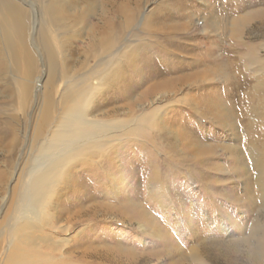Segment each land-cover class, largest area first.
Returning a JSON list of instances; mask_svg holds the SVG:
<instances>
[{
    "label": "rangeland",
    "instance_id": "374dc122",
    "mask_svg": "<svg viewBox=\"0 0 264 264\" xmlns=\"http://www.w3.org/2000/svg\"><path fill=\"white\" fill-rule=\"evenodd\" d=\"M17 1L28 8L33 21L30 33L35 36L34 23L38 25L42 10L40 0ZM68 2L84 7L82 0ZM141 6V11L147 14L154 9L157 14L163 13V25L177 22L176 37L165 43L163 64L156 59L158 50L145 43L137 62L148 76L145 81L129 83L133 77L131 68L124 66L120 81L98 85L87 106L88 117L108 122L127 120L130 103L147 87L163 80V97H151L133 106L134 116L145 108L154 109L153 115H156L150 119L151 115L149 122L159 125L149 129L147 136L138 130L129 135L124 133L119 139L114 136L106 150L69 168L62 181L72 183L68 188L72 191L66 190L57 196L51 210L53 227L42 229L38 234L40 239L33 242L37 255L42 258L40 264H249L247 255L233 252L224 245L203 249L205 257L200 263L188 259L180 261V255L176 254L181 249L183 254L189 252L192 243L195 244L190 229L228 240L241 236L236 224L246 215L250 216V223L255 218L264 228V215L249 208L241 178L230 171L236 163L227 147L235 143L234 130L224 121V114L230 112L234 126L239 131L245 127L242 126L246 121L245 110L238 107L246 100L244 92L251 91L252 87L232 86L230 81L241 79L243 83L236 73V65L247 67L246 75L256 73V68L241 60L239 49L227 38L225 28L214 30L208 25L207 31L202 32L198 26L205 18L232 21L246 12L260 11L264 9V0H143ZM217 12L221 14L215 17ZM263 19L247 21L241 30L243 43L257 47L260 55H264ZM140 28L139 17L132 29L125 32L124 40L132 39L135 43L137 36L132 35L139 34ZM83 37L70 33L59 36L51 30L54 47L60 50L59 46L64 44L65 67L75 70L76 74L87 73L100 58L99 55L84 58L87 40ZM214 57L224 60L227 71L220 70L221 66L217 69L216 63L206 65ZM38 61L40 63V56ZM184 76L189 81L180 87L177 79ZM4 107L6 113L15 112L19 117L17 121L24 119L18 107L11 105L7 109V103ZM155 107H158L157 113ZM28 111L35 113V109ZM6 113L2 115L4 118ZM33 117L28 121L30 124ZM30 128L32 126L22 130L17 145L0 144V264L5 260L7 244L11 243L5 221L12 215L17 197H13L12 192L18 185L17 173L36 163L31 159L34 148L29 145ZM243 135L240 132L239 137ZM238 145L239 150L244 149L243 144ZM194 157L198 160L192 159ZM101 170L107 176L100 175ZM196 173L201 181L196 180ZM150 180L157 181L158 190H163L162 199ZM203 181L210 182L206 190L200 186ZM80 204L104 205L109 209L104 214L87 216L83 223L76 222V217L68 221L64 216L76 212ZM216 227L217 230L212 231Z\"/></svg>",
    "mask_w": 264,
    "mask_h": 264
},
{
    "label": "bare ground",
    "instance_id": "6f19581e",
    "mask_svg": "<svg viewBox=\"0 0 264 264\" xmlns=\"http://www.w3.org/2000/svg\"><path fill=\"white\" fill-rule=\"evenodd\" d=\"M44 1L40 0L41 17L38 25L34 23L33 30L36 35L32 36L30 29L33 21L30 19L28 8L26 9L23 3L17 0H0V144L17 145L20 140L19 134L24 132L22 130L32 126V129L30 128L32 134L28 140L29 145L34 148L31 159L33 162L36 161L35 164H29L24 171H19L16 176L18 185L12 192L13 197L14 195L17 197L13 203L12 215L5 221V226L8 225L11 235V243L6 246L3 264L42 262L34 243L40 239L38 234L42 233V229L53 227L54 213L52 214L51 210L57 203V196L66 190L72 191L68 188L73 184L67 180L62 181L71 166L85 163L98 151L106 150L114 136L119 139L124 133L130 134L135 130L147 136L149 129L153 126L158 127V123L149 122L156 115H153L154 109L148 111L145 108L134 116L133 106L148 101L151 97H163V80L159 83L153 82L154 84L147 87L138 99L128 104L130 118L127 120L121 118L108 122L106 119H91L88 117L87 106L95 95L98 85L117 83L122 79L124 66L131 68L133 77L129 83L138 84L139 80L148 79L146 73L138 67L137 62L140 59L138 54L144 51L145 43L149 44L150 48L158 50L156 59L163 64V55H166L163 53L165 43L174 40L179 28L177 22L163 25V13L157 14L155 9L148 14L142 12L143 0H101L97 3L92 0H82L83 8L76 3L70 5L68 0ZM220 14L217 12L215 17ZM139 17L141 30L139 34L132 35L137 36L134 39L135 43H132V39L125 41V32L132 29ZM263 17L264 9L246 12L232 21L224 19L216 22L205 18L198 22L202 32L207 31L208 25L214 30L225 28L227 38H231L239 49L241 60L256 68V73L246 75L247 67L241 68L236 65V73L243 79V83L241 79L230 81L232 86L246 84L252 87L251 91L246 93L243 91L246 100L238 107L239 110L240 108L245 110L246 121H243L244 125H242L245 127L239 131L238 127L234 126L230 112L224 114V121L229 122L228 125L235 134H233L235 143L227 147L230 157L235 159L236 163L230 171L241 178L246 203L258 215H264V55H260L254 45L243 43L241 30L245 22ZM49 27L59 36L69 33L84 36L83 38L87 40L84 58L87 60L90 56H100L95 67L90 68L85 74H76L75 70L65 67V58L62 55L64 44H61L62 47L59 46L60 50L54 47L51 38L52 29H48ZM83 27L85 28L82 29ZM216 58L208 60L206 65L216 63L217 69H219L217 66H221L220 70H225L224 60ZM188 81V77L185 76L177 79L180 87ZM6 103L7 109L11 105L18 107L24 119L17 121L18 116L16 117L15 112L6 113L4 107ZM29 108L35 109V113L29 112ZM155 108L157 113L158 107ZM5 113L4 118L2 115ZM32 116L34 117L30 124ZM128 121L130 124H126ZM240 132L244 133L243 138L239 137ZM238 144H243L244 149L239 150ZM183 156L186 158L184 154ZM192 159L198 160L197 157ZM104 170L107 171L105 168ZM102 174L107 176L105 171L101 170L100 175ZM195 176L197 181H201L197 173ZM150 183L155 187L158 186L157 181L150 180ZM209 184L210 182L203 181L200 186L206 190ZM98 188L102 187L98 186ZM157 192V196L162 199L163 190ZM237 200L235 199L236 202ZM89 206L82 205L76 212L64 217L68 221L76 217V222L83 223L86 222L87 216L98 212L104 214L109 209L104 205ZM236 225L241 236L228 240L216 234L206 232L204 235L205 232L203 234L190 229L195 244L192 243L190 250L188 248L189 252L183 254L181 249L176 255H180L179 258L182 259H179L180 261L188 259L200 263L205 257L203 252L206 250L203 249L210 245H224L233 252L240 251L247 255L249 264H264V228L255 218L250 223L249 215L242 216V220ZM216 230L217 227L212 231ZM5 233L7 235V228ZM251 239L255 240L251 242ZM8 248L10 249L7 250Z\"/></svg>",
    "mask_w": 264,
    "mask_h": 264
}]
</instances>
